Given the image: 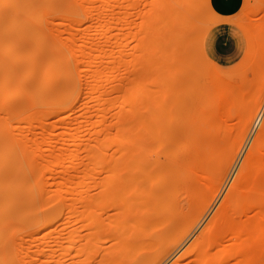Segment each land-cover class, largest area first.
<instances>
[{"label":"bare ground","instance_id":"bare-ground-1","mask_svg":"<svg viewBox=\"0 0 264 264\" xmlns=\"http://www.w3.org/2000/svg\"><path fill=\"white\" fill-rule=\"evenodd\" d=\"M118 3L0 0V264H18V255H25L27 264L38 260L43 264H63L59 259L69 257V253L65 254L68 247L80 256L79 264H163L171 250L189 234L191 239L183 251L164 264H246L251 257L254 262H262L264 209L262 205L257 207L256 200L247 201L236 188L240 179L239 186L246 183L251 190L240 189L241 185L238 191L245 190L247 196L249 191L257 194L264 182L263 159L251 164L244 156L241 161L246 164H240L246 166L244 173L238 179L236 174L237 180L233 177L237 185L231 183L216 208L206 215L214 201L212 194L205 192L207 184L203 185L206 190L200 201L183 202L181 199L188 198H180L183 190L185 194L188 187L194 189L195 184H202L198 180L203 175L198 173L201 177H197L194 173L206 166L200 167L205 150L197 148L192 155L167 157L163 150L168 140L158 145L150 140L155 139L154 129L148 140L150 146H157L150 148L143 141L136 144L134 140L117 137L116 107L112 103L114 95H110L116 91L117 73L123 63L120 55L115 54V40L121 36L116 27L121 19L115 13L109 16L112 11L108 9V14L106 9L117 7ZM57 18L75 29L68 30L71 37L78 36V46L73 48L82 67L78 82L73 74L70 78L64 75L62 65H54L58 49L52 51L43 39L41 28L52 34V26L45 23ZM104 39L111 44L114 40L113 45ZM144 58L141 57L142 61ZM132 69L129 66L125 74ZM106 81V85L110 83L105 88ZM29 110H33L34 117L38 116L36 120L32 118L34 126L30 124L23 130L18 122ZM32 128H37L36 133L49 143L74 144L84 155L71 156L66 164L52 161V150L49 155H38L37 160L31 149L20 150L22 156L30 152L31 158L40 164L51 157L47 175L34 174L32 186L18 160L19 151L13 148L14 144L23 146L25 135ZM4 144L10 152H3ZM204 155L207 157V153ZM208 159L206 164L213 165ZM54 166L61 168L58 179L53 175ZM225 168L229 169L228 164ZM190 170L196 177L192 182ZM207 178L212 181L214 176L208 174ZM80 201L82 212L77 216ZM225 206L237 212L239 221L236 216L234 219V213L233 218L228 215ZM256 208L262 209L256 212ZM202 217L204 223L196 229ZM61 224L65 227L60 232L57 228ZM65 238L67 245L54 243ZM67 259L68 264H76L72 257Z\"/></svg>","mask_w":264,"mask_h":264},{"label":"rangeland","instance_id":"rangeland-1","mask_svg":"<svg viewBox=\"0 0 264 264\" xmlns=\"http://www.w3.org/2000/svg\"><path fill=\"white\" fill-rule=\"evenodd\" d=\"M118 1L116 5L118 8L112 7V9L109 6L106 9L107 13L108 9L112 11L110 12L112 14L108 13L109 16L116 14L115 17L121 19L117 24L119 27H116L121 36L117 34L120 39L118 41L116 38L117 49H113H116L115 54L118 57L120 55L123 63L117 73L116 91L110 95L111 97L114 95L112 103L116 107L114 108L116 113L114 130L118 132L117 137L126 138L124 141L133 142L134 140L136 144L143 141L149 144L148 139L149 136L152 137L151 133L154 129L156 130L155 139L151 138V142H156L158 145L168 140L163 151L170 158L192 155L197 148L205 150L207 157L204 153L201 155L200 167L202 169L204 164L206 169H198L201 171L196 173L192 170L188 171L190 176H193L190 179L191 182L194 181L193 178L196 179L195 176L198 173L203 175V177L197 176L201 177L198 181H203L200 182L202 184H195L194 189L188 187L185 189V194L183 190L180 198H188V200L181 199L183 202L191 200L196 202L193 199L200 201L201 198L203 199L202 192L207 189L205 192H208L210 196L212 194L214 200L213 207L210 206L206 213L209 215L218 205L217 202L221 200L228 186L231 183L237 185V181L234 182L236 174L237 179L241 178L239 175L244 173L242 169H246L243 168L245 165L242 167L243 163L246 164L245 160L241 161L244 156L252 162L246 160L247 164H255L262 159L264 161V0H128L129 3ZM107 13L105 14L108 17ZM45 24L52 26L50 35L48 30L41 28L45 44L52 47V51L58 49V59L54 60V65L57 67L62 65L64 75L70 78V74H73L77 81L79 67H82L78 62V53L73 52V48L78 46L76 41L78 36L73 38L68 33V30L75 32V29L69 28L62 19L58 18L52 23ZM219 24L230 25L243 39V46L236 58L226 65H220L210 59L204 48L207 32ZM121 32L125 34V37H122ZM99 33L104 34L103 30ZM104 41L107 40L104 39ZM113 42L111 44V41H107L110 46ZM110 46L105 47L107 51ZM105 54L107 57V52ZM141 57H145L144 60H146L143 62ZM129 66H133V69L130 74L127 72V75L125 71ZM124 75L126 78H123ZM106 84L107 81L104 84L105 88L108 86ZM36 117L33 110H29L20 116L18 126L23 130L30 124L34 126L35 123L32 121L36 120ZM32 130L25 135L23 146L20 147L18 144L13 146L16 151H19L18 160L32 186L34 174L46 176L51 167V157H46L40 164L36 161L38 155H49L52 150V157H54L52 161L66 164L71 156L78 158L79 155H84V151H77L74 144L49 143L47 139L36 133L37 128ZM175 133L179 134L175 135ZM84 142L87 143V140ZM150 144L149 148L153 145L150 146ZM6 146L7 144H4L2 149H4L3 152L8 153L10 150ZM153 147L151 150L154 149ZM30 149L33 151L35 161L31 158ZM20 150H30V152L22 156ZM203 156L206 159L211 158L213 165L208 166ZM241 162L242 165H240ZM227 164L229 169L225 168ZM211 166L214 169L211 170ZM262 168L264 169V166ZM190 169H193V165H190ZM223 169L224 173H222ZM60 170L59 166L55 167L53 174L55 178L59 177ZM207 173L214 176L212 181L206 179ZM239 183L240 179L238 189L241 185L243 186L240 189L246 187V183L240 186ZM205 184L207 188L203 186ZM261 185L258 188L260 190L256 191L257 194L249 191L247 193L249 196L246 195L245 190L241 192L235 188L241 196L248 199L247 201L256 200L257 207L262 205L264 209V182ZM191 186L194 185L191 184ZM34 188L37 193L38 189L35 186ZM249 188L250 186H247L245 189L248 191ZM188 189H191L190 193ZM230 198L233 200L232 196ZM228 202L226 201L225 205L228 206ZM82 204V201L78 204L77 216L82 212ZM231 205L233 208L235 202ZM229 208L225 206V210ZM259 209L256 208V212H260L262 208ZM230 210L233 209H229L228 215L232 217L234 213V219L237 218L236 221H239L237 212L232 211L231 215ZM181 212H184V207ZM202 221L204 217L198 220L196 225L199 226L196 229L202 227L204 223ZM83 223L81 221L79 224ZM64 227L65 225L61 224L57 230L61 232ZM82 230L80 228L79 231ZM190 239L189 234L183 239L182 244L175 246L163 261H172L178 253L183 251L182 249ZM66 241L67 238L54 243L67 245ZM68 253L69 257L79 264L81 258L79 255H74L73 248L68 247L65 254ZM69 257L64 256L58 259L63 264H68ZM27 260L25 255H18L16 261H19L18 264H27ZM253 260L254 258L251 257L246 264H264V259L262 262ZM35 264L43 263L38 260Z\"/></svg>","mask_w":264,"mask_h":264},{"label":"crops","instance_id":"crops-1","mask_svg":"<svg viewBox=\"0 0 264 264\" xmlns=\"http://www.w3.org/2000/svg\"><path fill=\"white\" fill-rule=\"evenodd\" d=\"M243 46V39L228 24L211 28L204 39V48L210 59L220 65L232 62Z\"/></svg>","mask_w":264,"mask_h":264}]
</instances>
